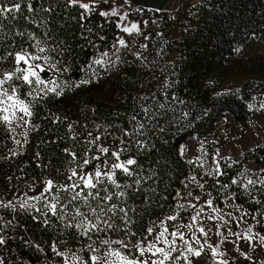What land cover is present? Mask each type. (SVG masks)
<instances>
[{
	"label": "trees",
	"instance_id": "1",
	"mask_svg": "<svg viewBox=\"0 0 264 264\" xmlns=\"http://www.w3.org/2000/svg\"><path fill=\"white\" fill-rule=\"evenodd\" d=\"M17 3L21 5L19 12L0 16V56L6 57L0 61V71L12 70L14 66L7 53L21 48L33 51L39 41L63 77L62 83L73 87L66 88L60 97L50 94L35 103L31 122L39 128L30 131L28 143L20 153L0 160V188L19 187L42 174L63 182L69 159L63 149L70 148L83 156L84 149L90 147L85 143L89 132L93 137L101 136L105 147H126L121 158L131 156L137 160L134 170L141 183L125 189L123 200L111 202L128 209V223L121 219L123 213H118L112 218L115 230L99 237L90 234L92 239L74 226H67L81 219L72 220L71 205L66 214L57 216L42 214L47 212L43 201L31 203L40 212L34 208L25 210L19 204L15 211L0 210V235L7 240L6 245L0 246L5 264H44L37 257L50 258L53 243L57 248L77 247L85 258L89 255L87 246L93 241H97L99 250L106 248L98 243L103 239H123L131 247L149 237L147 229L175 212V190L188 175L204 181L213 204L221 205L223 197L230 193L236 202L256 211L259 223L256 221L255 226L264 232V186H249L251 195L241 186L249 177H264L261 169L248 170L242 165L244 159L259 161L264 156V145L250 149L240 158L216 159L223 173L220 176L209 175L216 168L209 154L206 161H197L186 160L178 153L180 141L212 131L225 114L243 121L252 113L262 112L249 110L248 105L258 107V102L264 100V78L247 77L230 91L219 88L233 72L264 74V48L243 53L263 31L264 0H177L174 5H181L182 21L174 39L170 35L172 21L166 13L167 4L159 9L137 5L140 13L132 15L142 35L128 36L116 27L114 17L99 15L98 9L105 11L103 4L86 20L80 19L83 10L69 6L66 0H0V7L11 8ZM29 3L34 11H29ZM146 11L158 18H147ZM144 36L150 39L145 40ZM118 37H124L129 47L121 49V62L113 64V45ZM143 44L148 47L142 49ZM237 48L239 52L235 51ZM104 52L109 53L108 63L93 64ZM135 52L143 60L136 59ZM65 68L67 71H63ZM82 79L91 82L74 87ZM174 96L183 103L173 100ZM144 108L148 109L147 115ZM55 116L61 118L59 123H52ZM140 123L144 125L142 130L133 136L124 135ZM69 124L73 125L72 132ZM73 134H77L76 140L69 139ZM94 167L95 162L89 170ZM233 179L240 183L233 184ZM120 182L130 181L121 175ZM252 197L262 203H255ZM60 215L65 218L61 220ZM126 230L135 235H126ZM194 264H213L210 253L194 258Z\"/></svg>",
	"mask_w": 264,
	"mask_h": 264
},
{
	"label": "snow or ice",
	"instance_id": "2",
	"mask_svg": "<svg viewBox=\"0 0 264 264\" xmlns=\"http://www.w3.org/2000/svg\"><path fill=\"white\" fill-rule=\"evenodd\" d=\"M69 6H78L82 9L80 15L81 20H86L96 10L98 6V0H88V3L83 0H66ZM104 3H108V0H103ZM128 3V0H125ZM21 5L19 3L14 4L11 8L0 7V16L5 13L19 12ZM29 11H34L31 3L28 5ZM101 17H116V27L120 32L128 35H142L141 27L138 23L130 22L124 24L123 21L127 20L128 13H121L118 7H113L109 11H101L99 13ZM147 23V22H145ZM90 30V29H89ZM23 35V33H20ZM104 39V37H101ZM145 40L150 39L148 36H144ZM128 42L124 37H118L116 43L113 45L114 55L116 60L112 63L121 62L119 53L121 49L128 48ZM142 49L148 47L147 44L140 46ZM235 51L239 52L237 48ZM46 52L44 47L39 46V41L35 46V51H29L25 48H21L20 51L7 53L8 57H11L12 64L14 65L10 71H0V126H3L6 134L13 139L16 145L21 148L28 143V135L32 130H38L39 125H34L31 122V118L34 115L35 103L48 97L50 94L60 97L64 94L66 88L73 87L65 83H59L55 78L45 79L41 73H45L49 70L58 71L54 64L50 63V57L47 55H41ZM138 60H143V57L139 52L133 53ZM6 57L0 56V61ZM109 53L104 52L101 54V58L94 59L93 64L103 65L108 63ZM43 61V63H40ZM67 71V68L63 69ZM19 82V83H17ZM90 79H82L77 82L74 87H80L82 84L90 83ZM7 85V87H6ZM22 89H24L22 91ZM230 91V90H227ZM239 89H237V92ZM217 95H220L219 93ZM264 95V94H262ZM173 100H177L174 96ZM257 99L253 97V100ZM183 103V101H178ZM163 107V105H161ZM249 110L264 111V100H261L259 106L249 104ZM145 114H148V109L144 108ZM188 114L185 113V116ZM66 119V118H64ZM137 118L134 115L132 120ZM61 118L55 116L52 119V123H59ZM144 128L142 123L138 124L133 131H125V136H133ZM17 129H23V131L17 132ZM69 132L73 131V125H68ZM22 136L21 139L16 138ZM69 139L76 140L77 134H73ZM102 137H93L91 132L88 133V139L85 141L90 147L84 149L83 156L78 152L73 151L70 148H64L63 152L69 157L67 163L68 168L64 173V181L57 183L52 179H45L42 184L40 192L32 197H26L19 203V207L27 210L28 208H34L37 212L41 210L36 208L35 204H30V200L43 201V207L47 209V212L42 213L47 216L49 213L53 216H57L58 213H65L68 206L71 205L74 208L72 220L77 221V218H81L76 223H69L67 226L75 227L81 231V234L88 236L92 239L90 234H96L99 237L100 234L106 233L109 230H115L112 218L117 216L118 213H123L121 219H125V223L128 216V209L125 207H119L116 203H111L115 200H123L127 192L125 189H131L133 185L137 187L141 183V179L138 177L134 170V166H137V160L134 157L129 156L126 160L121 159V156L128 150L126 147L109 148L105 147L101 143ZM140 147H143L140 141L136 142ZM120 144L123 145V139L120 140ZM183 150V146H182ZM95 153L94 155L92 153ZM16 151H12V155H17ZM219 152H217V156ZM39 157V153H37ZM95 162V167L89 170L90 166ZM213 162L216 164L214 173L215 176L222 175L220 164L216 161L215 157ZM264 172V169L260 170ZM128 178L129 183L122 184L120 182V176ZM243 175V174H242ZM196 177H192L195 181ZM233 184L240 183L236 179L232 180ZM264 186V177L259 179L247 178L246 182L241 183L249 195L251 192L249 186ZM203 188V185H199ZM227 188V185H224ZM115 190V191H114ZM179 195V194H178ZM191 195V193H189ZM253 201L257 204L262 203L255 197H252ZM199 200V197H197ZM66 202V203H65ZM205 206L212 210L213 214L207 216V220L215 222L220 210L214 207L211 200L205 201ZM0 207L12 208L15 211L16 205L10 200L7 202L0 201ZM180 209H184L185 205H178ZM188 208H192L195 214L190 216V220L187 223H176L169 225L167 221H177L179 212L166 217L159 223V230L153 228L147 229L148 236L153 239L148 240L147 237L141 238L131 245L128 241L103 239L98 240L100 245L106 246V251L103 256L92 254L88 257L91 264H194V258H200L203 255L210 252L213 264H229L227 259H218V257H226L227 253L221 251V245L226 242L233 243L236 251H241L239 241H245L253 250L256 245L259 244L264 247V234L259 232H253V225L248 224L243 232L232 231L231 228L227 229V232L221 230V223L227 225L230 221L225 220L223 215H219L221 223L215 224V235L220 239L213 245L209 242L210 233L213 232V227H205L203 223V213L205 211L204 206L189 204ZM83 209V210H82ZM236 212L240 215L232 216V213L227 215L232 216V219L236 221V227L239 228L242 224L247 223L249 213L243 210L240 206H237ZM59 218L63 220L64 215H60ZM36 219V217H33ZM252 220H256V215H251ZM2 220V217H0ZM45 219L44 223H47ZM259 223V221H257ZM8 223H11L9 221ZM186 229V231H184ZM3 228L0 227V232ZM199 234V235H198ZM126 235H135L126 230ZM234 237V240L229 241L228 237ZM203 238V240L201 239ZM147 241V242H145ZM7 240L4 235H0V246L6 245ZM97 241L87 246L90 253H96L99 249L96 247ZM117 244L120 247L114 248L112 245ZM39 248V245H36ZM127 250V251H125ZM133 250L135 255H133ZM52 251L57 256H64V264H70V261H79V264H88V261L83 260L80 256L73 253L71 256H67L57 250L56 244L53 243ZM178 253L177 255H174ZM245 260L251 259L247 252H241ZM0 264H5L4 259L0 256Z\"/></svg>",
	"mask_w": 264,
	"mask_h": 264
},
{
	"label": "rangeland",
	"instance_id": "3",
	"mask_svg": "<svg viewBox=\"0 0 264 264\" xmlns=\"http://www.w3.org/2000/svg\"><path fill=\"white\" fill-rule=\"evenodd\" d=\"M167 1H168L167 2L168 6L166 8V13L167 15L170 16L172 21L170 35L174 39L175 37H177V30H178L177 28L179 27V24L182 21L181 8H180L181 5L179 6L174 5V2H177V0H167ZM83 2L88 3V0H83ZM98 5H102L105 8V11H109L113 7H118L121 13L127 12L128 18L127 20L123 21L124 24H128L130 22L136 23V20L132 14L138 15L140 13V11L137 8L138 4L133 0H128V3H125V0H108V3H104L103 0H98ZM101 11L102 9H98V12ZM145 16H147V18L150 17L153 20L158 18L157 15H151L150 12L147 11L145 12ZM114 18L117 21L118 18L116 17ZM255 41L256 42L253 45L247 47L246 49L245 48L243 49L244 54L256 53L264 48V28L260 36H258ZM33 51H35V47ZM41 55H46V53H43ZM40 63H43V61H40ZM50 63L54 64L51 60ZM5 71H10V70H5ZM41 75L45 79L55 78L59 83H62L63 80V77L60 76L58 71L49 70L45 73H41ZM247 77H253L256 80H261L264 78V74L261 73L258 75L256 74L246 75L239 72H233V74L226 77L224 81L221 83L222 85L219 88V91H226V90H232L234 88H238L240 86V83L246 80ZM259 103L260 102H258V105ZM20 131H23V129H17V132ZM16 138L21 139V141H23L22 136H17ZM263 145H264V111L258 113H252L247 119L243 121H238L236 119H233L230 115L225 114L212 131L202 135H192L191 137H188L180 141L178 145V153L180 157H183L186 160L194 159L197 161H206L207 154L211 156L210 158L212 160L214 157L215 159H219V158L236 159L242 157L243 154L245 152H248L250 149ZM182 146H183V150H182ZM22 149L23 147L21 148L19 145H16L13 142V139L6 134L4 127L0 126V160L7 159L9 156H14L12 155V151H16L17 153H20ZM217 152H219L218 156H217ZM127 158L129 157H122L121 159L126 160ZM242 165L245 169L248 170L258 171L260 169H264V156L260 158L259 161L244 159ZM192 177H195V175H188L184 177L180 181L179 186L175 190L174 200H175L176 210L173 213L167 214L166 217L176 214L177 212H179V217L178 220L175 222L167 221V223L170 226L176 223L189 222L190 216L194 215L195 211L192 208H188L187 205L194 204L205 207V211L202 214L204 217L203 223L205 227H209V226L213 227V232L210 233V237H209V242L212 243L213 245H215L220 239L215 235V224L221 223V221L219 220V215H223L225 220L230 221V223L227 225L221 223V230L224 231L225 233L227 232L228 228H231L232 231L243 232L244 229L248 226V224H252L254 226L253 232H259L261 234H264V232L259 231L255 226L257 219L256 220L251 219V215H256V211L249 210L246 207H244L240 202L238 201L236 202V200L233 198L232 194L230 193L223 197L224 199L221 205L217 206L213 204L214 207L220 210L218 214H215L217 215V220L215 222L207 220V216L213 213L210 208H207L205 206V201L208 200L212 201V199H210V195L207 191L206 184H204V181L197 177L194 181L192 180ZM49 178H50L49 176L42 174L39 175L37 179H34L27 183H23L19 187H9V189L7 190H2L0 188V201L7 202L11 200L15 205L19 204L26 197H32L37 195L43 186L42 182L45 179H49ZM201 184L203 185V188L199 186ZM189 193H191V195H189ZM197 197H199V200H197ZM33 202L34 200L29 201L30 204ZM178 205H185V208L180 209L177 207ZM237 206H240L243 210L249 213V217L246 218L247 223L242 224L239 228L236 227V221L232 219V216L239 217L240 215L238 212H236ZM2 209H5L6 211L7 208L0 207V210ZM228 213H232V216L227 215ZM165 218L159 220L154 225L153 229L158 231L159 230L158 226L160 221L164 220ZM184 231H186V229H184ZM147 239L151 240L153 239V237L149 236ZM201 239L203 240V238ZM234 239H235L234 237L231 236L228 237L229 241ZM238 243L240 244L241 251H236L235 245L230 242H226L223 245H221V251L226 252L227 255L226 257H218V259H227L229 261V264H260L262 261H264V247H261L259 244H257L255 249L253 250L252 248L249 247V245L245 241H239ZM112 246L114 248H118L116 244ZM57 250L62 253H65L67 256H71L73 253H75L76 255L80 256L83 260L88 261V264H91V262L88 260V257L92 254L103 256L106 251V248H104L103 250H98L96 253L89 252L88 257L86 258L83 256V254H81L80 249L77 247L57 248ZM241 252H247L248 255L251 257V259L245 260L243 255H241ZM0 256H2L1 251H0ZM48 257L50 258L47 259V257L39 256L37 257V261L39 263L42 262L44 264H46L47 261L48 264H64L65 257L57 256L52 251V248H51V255H49ZM70 264H79V261H70Z\"/></svg>",
	"mask_w": 264,
	"mask_h": 264
},
{
	"label": "water",
	"instance_id": "4",
	"mask_svg": "<svg viewBox=\"0 0 264 264\" xmlns=\"http://www.w3.org/2000/svg\"><path fill=\"white\" fill-rule=\"evenodd\" d=\"M140 6H148L155 9H159L163 7L165 4H167V0H133Z\"/></svg>",
	"mask_w": 264,
	"mask_h": 264
}]
</instances>
